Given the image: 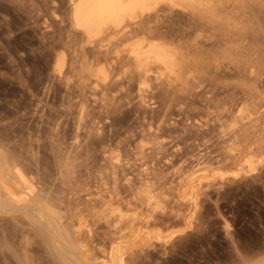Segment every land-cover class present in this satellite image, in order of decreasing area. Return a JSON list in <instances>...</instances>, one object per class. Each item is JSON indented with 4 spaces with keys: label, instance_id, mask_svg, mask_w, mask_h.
<instances>
[{
    "label": "rangeland",
    "instance_id": "rangeland-1",
    "mask_svg": "<svg viewBox=\"0 0 264 264\" xmlns=\"http://www.w3.org/2000/svg\"><path fill=\"white\" fill-rule=\"evenodd\" d=\"M255 3L245 51L227 58L224 47L203 43L191 85L154 83L140 97L137 82L122 76L97 88L55 72L57 56L76 38L70 0H0V148L39 200L56 207L76 260L99 264L142 228L151 246L139 243L126 264H264V0ZM89 50L88 63L97 64L103 57ZM245 62L254 75L243 72ZM244 102L253 122L235 138L230 126ZM251 157L262 160L255 173L237 175L235 164ZM199 161L209 165L210 181L195 205L181 203L178 189ZM118 205L129 212L124 220L113 214ZM39 229L22 213L0 216V264H62Z\"/></svg>",
    "mask_w": 264,
    "mask_h": 264
},
{
    "label": "bare ground",
    "instance_id": "bare-ground-1",
    "mask_svg": "<svg viewBox=\"0 0 264 264\" xmlns=\"http://www.w3.org/2000/svg\"><path fill=\"white\" fill-rule=\"evenodd\" d=\"M255 2L254 0H70L69 22L73 36L76 38L72 36V40L66 46L69 53L63 51L57 56L55 72L66 81L72 76L85 77L86 83L92 80L97 88L99 83L109 87V83L118 82L122 76L129 83L137 82L140 97L153 88L154 83H160L159 86L162 83L169 86L173 84L185 86L198 70L201 71L203 43L204 45L209 43L211 47L222 46L227 53L228 51L235 53L238 47L241 53L242 50L245 51L243 42L245 43L247 39L249 27L254 22H252L253 16L256 15L257 8L254 9L253 6L259 5ZM258 17L260 19L262 14ZM89 49L96 50L98 52L96 54L103 57L97 60V64L88 63ZM229 56L232 57L228 53L227 58ZM247 56L245 57L248 58ZM245 57L241 56V59L244 60ZM252 63L245 62L243 72H248L250 66L254 64ZM253 67L256 69L254 65ZM203 69L205 71V68ZM250 74L248 72L247 75ZM248 103L242 104L230 126L236 133L235 138L242 123L253 122L254 115ZM2 148H0V216L24 214L34 224L39 225L38 235L44 238L47 244L54 245L58 249L62 264H86L87 260H84V263L76 260L72 249L74 241L63 227L62 218L56 207L50 202L39 200L35 184L28 179L19 164L8 161ZM236 149L237 145L236 148L231 147L229 153L233 156L237 152L240 153ZM253 157L235 164L237 175L255 173L257 165L262 160ZM208 170L207 162L201 161L190 170L186 188L184 191H181L182 188L178 189L181 203L191 202L194 205L197 203L199 189L209 180ZM143 193L155 209H160L159 197L153 194L150 186L146 185ZM123 209L118 205L114 207L113 214L118 213L124 220V216L129 212L124 213ZM190 219L186 218V221L190 222ZM151 236L146 229H136L131 236V242L125 238L124 241L114 245L110 252L106 253L103 259L101 258L99 264H126L127 253L139 247V243L146 245L149 242L151 246L153 240ZM165 239L161 235L157 237V241L161 244Z\"/></svg>",
    "mask_w": 264,
    "mask_h": 264
}]
</instances>
